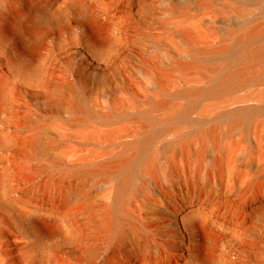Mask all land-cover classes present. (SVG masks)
Wrapping results in <instances>:
<instances>
[{
	"label": "rangeland",
	"instance_id": "1",
	"mask_svg": "<svg viewBox=\"0 0 264 264\" xmlns=\"http://www.w3.org/2000/svg\"><path fill=\"white\" fill-rule=\"evenodd\" d=\"M19 1L0 0V21L7 5ZM103 1L108 7L119 0ZM145 1L153 7L150 14L118 17L103 52L87 49L70 30L63 36L52 30L36 51L35 60L53 47L52 54L40 59L45 84L36 87L11 71L16 65L26 73L31 60L28 55L15 57L18 38L0 37V75L8 91L0 108V191L12 203L0 200V264L264 263V225H249L236 208L255 171L247 162L260 158L253 148L262 146L264 138L254 126L264 115L253 118L246 135L239 129L225 134L219 121L237 107L264 104V80L203 94L174 129L151 141L120 184L116 172L97 170L121 151L124 140L133 138L138 121L121 113L142 110L156 96L157 81L169 92L191 80L197 83L200 73L192 68L215 59L210 51L226 44L228 29L264 19L255 16L254 0ZM64 10L78 33L76 17ZM105 52L109 56L103 61ZM83 68L86 74L79 70ZM58 94L80 109L104 113L113 108L118 113L110 122L94 118L75 124L70 111L53 103ZM173 103L178 107L184 99L174 97ZM211 125L222 134L217 146L207 142L203 149L199 135ZM38 138L46 142L40 152L28 143ZM171 141L174 147L166 149ZM115 192L129 218L104 237L92 223L101 207L110 206ZM188 210L199 226L213 225L228 237L208 251L170 250L176 236L172 214ZM142 242L146 249L140 252Z\"/></svg>",
	"mask_w": 264,
	"mask_h": 264
},
{
	"label": "bare ground",
	"instance_id": "2",
	"mask_svg": "<svg viewBox=\"0 0 264 264\" xmlns=\"http://www.w3.org/2000/svg\"><path fill=\"white\" fill-rule=\"evenodd\" d=\"M145 2V0H119L118 3L107 7L103 0H20L17 5H7L3 11L5 19L0 21V37L8 34L15 35L20 41L18 48L12 49L15 57L18 59H23L27 55L31 57L26 73L20 72V68L16 65L10 67L12 73H20L21 82L30 86L44 85L40 59L44 57L43 60H45L52 54L53 47H47L45 54L35 60L36 51L42 39L52 30L56 31L59 36H63L67 30H70L79 40L83 41L87 49L103 52L111 44L113 37L111 33L116 32L113 30L117 26L118 17L126 14L133 19V16L140 12L150 14L153 7H147ZM251 4L257 7L255 16L264 17V0H254ZM53 7H56L57 10ZM65 7L69 8L72 15L76 17L75 24L80 26L77 28L78 33L74 32L73 21L65 13ZM225 39V45L210 51L216 55L215 59L203 66L195 65L192 68L200 73L198 84L191 80L192 85L186 84L176 89L175 92H169L163 89L161 83L157 81L156 96L148 100L142 110L120 114L129 120L138 121L135 126L136 130L133 131V138L124 140L121 151L112 158L109 164H99L98 171L116 172L117 182L120 184L128 175L127 168L140 162V155L151 141L157 135L174 129L177 119L184 118L188 109L203 94H216L219 91L231 90L252 79L264 80V19L257 20V23L253 25L244 24L236 29H228ZM189 46L193 53H198L191 43ZM90 54L93 55L92 52ZM101 54L105 58L103 61H106L109 54L107 52ZM169 58L172 59L171 56ZM79 70L85 71L84 74L87 72L84 68ZM7 96V80L0 75V108ZM174 97L183 98L184 103L176 107L173 103ZM55 101L53 103L56 106L60 104L64 109L70 111V119L75 124L94 118L102 122H110L113 120V115L118 113L113 108H109V111L104 113L80 109L71 99L59 94ZM155 110H164V112L161 115H155ZM257 115H264V104L237 107L222 115L219 121L225 124V134L239 129L246 135L250 130L253 118ZM254 127L258 136L264 138V121L258 122ZM221 134L222 131L219 132L217 125L206 127L199 135L201 147L205 149L207 142H210L212 147L217 146ZM28 143L39 152L46 147V142L39 138L29 140ZM173 147V141L165 146L166 149ZM253 150L255 151L253 154L259 153L260 158L258 163L253 159L247 162V166L255 168V171L253 179L242 187L236 208L244 213L249 225L261 227L262 224L264 225V144L254 147ZM129 151L134 152L135 156L128 154ZM225 152L226 149H224ZM75 193L80 194L81 190L77 189ZM0 200L4 204H12L7 193L2 190L0 191ZM122 204L121 196L115 192L114 200L110 206L101 207L97 220L92 223L93 227L104 231V237L108 236L110 231L118 225L121 227L129 218L122 210ZM171 222L177 237L175 236L171 242L170 250L180 249L189 252L191 248L193 252L204 249L208 251L212 250L219 241L228 237V233L223 230L214 231L213 225L199 226L196 219L193 218L192 210L179 214L173 212ZM221 228H223L222 225ZM244 229L242 232L245 231ZM191 237H193L192 240ZM262 239L264 241V237ZM137 247L140 252H143L146 249V244L142 242ZM92 249L91 246L90 253Z\"/></svg>",
	"mask_w": 264,
	"mask_h": 264
}]
</instances>
